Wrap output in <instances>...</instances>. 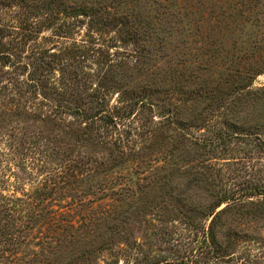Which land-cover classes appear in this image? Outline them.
Here are the masks:
<instances>
[{"label": "rangeland", "instance_id": "rangeland-1", "mask_svg": "<svg viewBox=\"0 0 264 264\" xmlns=\"http://www.w3.org/2000/svg\"><path fill=\"white\" fill-rule=\"evenodd\" d=\"M40 1L58 15L39 36L65 29L69 46L107 51L115 62L111 74L127 94L116 112L122 91H112L111 132L95 129L87 145L77 142V132L81 112L96 101L94 87L71 82L63 94L59 61L51 73L29 76L38 55L31 53L33 40L18 48L19 69L0 72V206L24 212L16 228L31 238L11 264H168L196 247L190 220L202 224L201 211L224 196L230 201L216 210L228 208L217 239L227 238L229 247L219 259L205 250L202 264H264V197L245 196L264 186V126L246 134L253 130L251 109L264 121V57L258 61L264 52L254 48L264 45V0H65L59 8L57 0ZM67 6L83 7L90 17L70 18ZM131 24L139 31L136 45L127 34ZM142 55L152 60L143 66ZM94 62L85 59L82 71L95 75ZM240 69L251 76L247 90H260L253 108L233 116L217 107L230 101L219 93L200 99L198 87ZM30 77L47 84L36 88ZM146 84L153 95L145 97ZM195 142L207 144L202 161ZM115 224L119 234H111L114 245L104 251ZM243 235L252 241L239 242Z\"/></svg>", "mask_w": 264, "mask_h": 264}, {"label": "trees", "instance_id": "trees-1", "mask_svg": "<svg viewBox=\"0 0 264 264\" xmlns=\"http://www.w3.org/2000/svg\"><path fill=\"white\" fill-rule=\"evenodd\" d=\"M59 1V2H58ZM65 0H57V6H61V3H64ZM227 1V0H226ZM29 2V3H27ZM262 5L264 6L263 2ZM16 7L19 8L18 12H11V10L15 9ZM70 9V18L72 17H90L87 11L85 9L75 8V6H67ZM219 7V5L217 6ZM48 7V4H43L40 0H0V17L4 15L7 17L4 23H0V72H7L4 71L3 68L9 66L16 69H19L16 65L20 62H17V59H20L22 56L18 52V48L21 46H27V43L31 45V40L34 41V44L31 46V53H37L36 58L33 57V62L30 63L32 70L29 72V76L31 72H39L41 75L43 72L51 73L54 71L53 65L59 61V71L61 73L60 80L61 84L63 85L61 88V91H64L63 94L68 93V91H65L66 89H70L68 87L71 82L75 83L76 85L83 84L86 87L91 88L94 87L95 89L92 90L93 95L95 96L96 101L89 104L87 106V109L83 110L81 113L84 115L82 126L79 129V132H77V142L82 144H89L93 143V133H95V129L97 131L99 130H106V135L108 136L111 130L109 129L110 123H113L114 117L112 116V112L109 108V102H110V96L113 94L112 91L114 89H117L118 92L122 91L120 95V101L118 102L119 106L114 107V111L118 112L121 108L120 106L124 102V97L127 92L125 91V86L121 85L119 86L118 80L111 74V66L113 63V59L110 57V54L105 52H100L96 46H88V47H74L76 42L69 46L68 43H66L67 40L70 39V32L65 31V29L60 32H54V34H51L49 37L44 38L42 36H39L40 30L46 25L45 28H53L55 25V17L58 14H53L54 11H52V14L50 15ZM57 13H61L58 12ZM43 15H45V19L43 18ZM43 19V22L47 24H42L40 20ZM124 18H121L120 20H123ZM108 19L105 17L104 21H107ZM113 20H109V22H112ZM11 23V24H10ZM10 24V25H9ZM124 24H129L127 22H124ZM129 28H133V30L128 29L127 34L129 35V39L133 43L138 44L137 42H140L139 37V31L137 28H134L131 24ZM145 36H143L144 38ZM40 39L42 41H40ZM40 41V42H39ZM44 41V43H42ZM59 41H63L61 44ZM144 41V39H142ZM21 42L24 45H21ZM146 42V41H144ZM47 43V44H46ZM259 44L254 45L255 50L258 52V55L262 53V50L264 52V45L263 40H260L258 42ZM143 48V44H139ZM49 46H51L49 48ZM55 47H59V50H56ZM264 55V54H263ZM94 57L95 62L94 64L99 67L98 71L95 75H93L91 72H83L81 68L82 62L87 58ZM259 62L261 57L264 56H258ZM112 60H111V59ZM142 59H144L141 62V65H147L151 58H148L147 56H141ZM49 59L48 61H46ZM242 59V60H241ZM242 61H247L243 58H241ZM264 60V59H263ZM15 62H17L15 64ZM263 69H264V62L259 63ZM27 64L23 65V71L26 70ZM105 69V70H103ZM103 70V71H102ZM231 74H227L231 78L228 80H222L220 83H215L214 85H207V83L204 84V86H200L198 88L201 89L200 91V99H206V97L210 96L211 93L218 96V93L220 94V99L227 98L230 99V101H226L227 105L220 104L221 102H218L219 104H216L217 107L228 109L230 112L232 111L233 116L237 113V109H240L241 111L244 109L253 108L255 104L260 100L259 95L261 93L260 90H247V80L250 79V75L248 74V70H236V72H230ZM256 72H254L255 74ZM264 73V72H260ZM256 75V74H255ZM66 77V78H65ZM44 79V78H43ZM66 79V83H65ZM131 79V77H130ZM30 81L33 82V85L36 88H41V90L45 87L44 85L47 84V82H43L39 78L31 79ZM149 85L146 84V89L143 90V93H145V97L149 95H153V91L148 90ZM142 92V91H141ZM244 93L243 95H241ZM258 96V97H257ZM144 97V96H143ZM142 97V98H143ZM44 98V97H43ZM141 98V99H142ZM218 99V98H216ZM224 102V103H226ZM230 104V105H229ZM92 105V106H91ZM76 109L78 110V106H76ZM75 109V111H76ZM256 109H251V112H247V116L253 117V130L246 132L248 135H253L254 129L263 127V122H258L260 116L257 113H255ZM91 111H94L93 114H90ZM205 111V109H204ZM211 112H208L209 115L216 118L218 117V113L215 112V109H211ZM205 114L202 116L204 117ZM208 115V118H209ZM226 114H224L225 116ZM233 118V117H232ZM247 119V117H246ZM210 120L207 119V121L203 122H209ZM245 136V135H244ZM237 136L231 135L230 139H235ZM194 148L197 145L198 150H200V155L202 156L200 158V161L203 160V155L207 152V144L205 142H195L193 144ZM264 147V143L262 145ZM197 150V151H198ZM264 150V149H263ZM122 160V157L120 158ZM164 159H166L164 157ZM124 160V158H123ZM122 162V161H121ZM144 187L142 186L141 193H144ZM247 197H255V196H263L264 197V186H255L248 190V193L245 194ZM2 198V197H1ZM149 197H141L140 200L146 199L148 200ZM176 198V197H175ZM4 199L8 204L13 202H20V199L12 200L9 198H2ZM139 200V201H140ZM182 201H187L186 199H181ZM229 198L222 197L219 198V200L210 206H208L207 210L205 212L201 211V220L199 222H195L194 220H190V225L193 227L195 232H198L199 240L196 243V247L189 252L186 256L178 257L177 259L173 260L172 262L168 264H202L205 250H212L215 254H218L217 256H214L213 258L219 259V252L224 251L229 246L227 245L228 239L225 240H218L217 235V228L219 227V218L222 214H224L226 211H228L226 208H223L216 211L218 207H220L223 203L229 202ZM3 202V201H1ZM155 203V202H154ZM13 210L11 207L8 206H0V264H11V260L14 257L13 252L18 251V247L21 245L29 244L31 239L27 236V234L20 231L18 228H16V222H19L21 219V215L24 213L22 211L16 212V206L12 205ZM16 208V209H14ZM30 210V209H29ZM28 215V212H27ZM32 214L29 215V219L31 220ZM199 217V218H200ZM210 218V219H209ZM21 222V221H20ZM69 223V222H68ZM118 225L115 224L112 227L108 228V230L111 232L110 236L102 242L103 246L105 248H101L104 251L111 250L112 245H114L112 242L113 235H118ZM70 226H67L69 228ZM71 228V227H70ZM15 229V230H14ZM238 241H246L251 242L252 240H249L246 238L245 235L238 236ZM106 249V250H105ZM91 256L92 254H89ZM87 255V256H88ZM80 261H83L82 258L79 259ZM163 262H158L156 264H161ZM16 264V263H15ZM24 264H28L25 262ZM31 264V263H30Z\"/></svg>", "mask_w": 264, "mask_h": 264}]
</instances>
